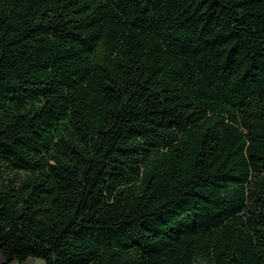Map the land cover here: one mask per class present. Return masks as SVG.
<instances>
[{"label":"trees","instance_id":"1","mask_svg":"<svg viewBox=\"0 0 264 264\" xmlns=\"http://www.w3.org/2000/svg\"><path fill=\"white\" fill-rule=\"evenodd\" d=\"M2 264H264V0H0Z\"/></svg>","mask_w":264,"mask_h":264},{"label":"crops","instance_id":"2","mask_svg":"<svg viewBox=\"0 0 264 264\" xmlns=\"http://www.w3.org/2000/svg\"><path fill=\"white\" fill-rule=\"evenodd\" d=\"M39 259H27L26 261L22 262L21 264H41L39 261H36ZM13 262H16L15 260ZM3 263V257L0 254V264Z\"/></svg>","mask_w":264,"mask_h":264},{"label":"rangeland","instance_id":"3","mask_svg":"<svg viewBox=\"0 0 264 264\" xmlns=\"http://www.w3.org/2000/svg\"><path fill=\"white\" fill-rule=\"evenodd\" d=\"M16 261V260H15ZM39 261L41 264H45L42 260H36ZM22 262L16 261V262H10L9 264H21Z\"/></svg>","mask_w":264,"mask_h":264}]
</instances>
